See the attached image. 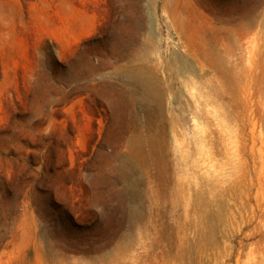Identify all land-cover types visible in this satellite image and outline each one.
Returning a JSON list of instances; mask_svg holds the SVG:
<instances>
[{
	"label": "rangeland",
	"instance_id": "obj_1",
	"mask_svg": "<svg viewBox=\"0 0 264 264\" xmlns=\"http://www.w3.org/2000/svg\"><path fill=\"white\" fill-rule=\"evenodd\" d=\"M198 1L229 22L230 64L248 69L232 34L253 14L264 50V0ZM180 3L0 0V264H264V228L245 236L264 213L243 223L264 207V123L252 162L206 118L221 83L187 51Z\"/></svg>",
	"mask_w": 264,
	"mask_h": 264
},
{
	"label": "bare ground",
	"instance_id": "obj_2",
	"mask_svg": "<svg viewBox=\"0 0 264 264\" xmlns=\"http://www.w3.org/2000/svg\"><path fill=\"white\" fill-rule=\"evenodd\" d=\"M200 6L198 0H181L179 4V20L177 22L179 23L181 38H184L187 51L201 62L202 69L207 67L218 73L214 82L221 83V90L205 96L207 98L204 100V105L210 102L214 104L212 108L206 110V118L210 119L211 123L217 122L220 134H223L226 139H231L230 137L233 135L240 137L242 140H239L238 143H240L241 149L246 152L250 151V157L252 162H254V149L257 141L256 130L260 122L264 123V102L261 101V97L264 100V50L259 49L257 46L258 41L256 42V34L254 33L256 26L255 15L246 14L240 16L236 23L237 27L234 30L236 33L232 34V44L234 45V42L238 43V46L242 50L244 49L245 52L249 48L248 52L251 54L250 67L236 72L234 66L230 64L233 50L230 46L232 40L228 39V29L230 27L227 26H230L229 22L225 19H220L216 22L214 18L205 14ZM203 28H205L203 34L198 32ZM206 28H216L217 32L224 31L226 34L219 37L216 34L215 38L213 35L209 38L206 34ZM196 44H198V48ZM211 45L214 47H210ZM251 46H253L252 49H250ZM181 59L178 70L181 74H186L190 68L185 63L184 58L181 57ZM178 60L180 61L179 57ZM139 73V71H136L129 77V84L142 105L149 108L150 105H153L156 94ZM210 83L212 85V82ZM251 88L254 89L252 93L250 92ZM197 112L202 116L204 111L199 109ZM228 120H233V126L236 127L233 134L227 129L228 126L224 127V125H227L225 121ZM247 133L248 138L244 137ZM249 138L250 144L249 142L247 143ZM143 142L144 140L137 138L135 148L139 149ZM145 142L152 143V140L145 139ZM258 150L261 152L260 149ZM263 213V204L257 201L254 207L250 205L247 218L243 220V223L250 226L253 220H260ZM258 222L252 226V229H248L245 232L246 237L252 234L251 230L256 231L264 228V223ZM244 248L245 244L241 240L237 253L231 250L227 255V259L231 260L234 254L238 258L243 253ZM262 263L263 259L250 262V264Z\"/></svg>",
	"mask_w": 264,
	"mask_h": 264
}]
</instances>
